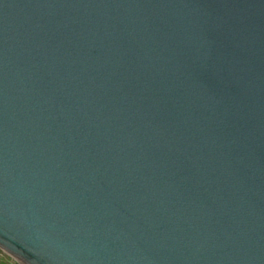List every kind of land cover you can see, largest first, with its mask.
I'll return each mask as SVG.
<instances>
[{"label": "water", "instance_id": "obj_1", "mask_svg": "<svg viewBox=\"0 0 264 264\" xmlns=\"http://www.w3.org/2000/svg\"><path fill=\"white\" fill-rule=\"evenodd\" d=\"M0 249L264 264V0H0Z\"/></svg>", "mask_w": 264, "mask_h": 264}, {"label": "rangeland", "instance_id": "obj_2", "mask_svg": "<svg viewBox=\"0 0 264 264\" xmlns=\"http://www.w3.org/2000/svg\"><path fill=\"white\" fill-rule=\"evenodd\" d=\"M0 264H18L12 257L0 249Z\"/></svg>", "mask_w": 264, "mask_h": 264}]
</instances>
